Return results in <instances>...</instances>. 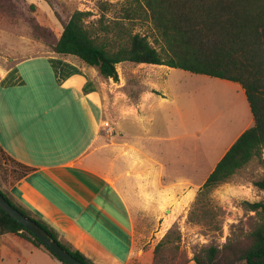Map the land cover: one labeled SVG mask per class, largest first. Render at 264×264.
Instances as JSON below:
<instances>
[{
  "label": "rangeland",
  "instance_id": "obj_1",
  "mask_svg": "<svg viewBox=\"0 0 264 264\" xmlns=\"http://www.w3.org/2000/svg\"><path fill=\"white\" fill-rule=\"evenodd\" d=\"M135 8L139 11L133 0H0V27H3L0 29V62H4L5 55L20 59L49 51L62 26L76 10L89 12L87 21L96 28H99V18L104 24L120 20L132 33L145 37L153 48L163 53L164 42L144 13L131 21L124 19L125 11ZM68 58L82 64L75 57ZM153 66L156 65L121 63L116 66L118 81L101 79V91L109 102V111L114 113L110 126L103 124L102 132L109 129L111 133L113 127V139H118V134L122 133L126 141L164 165L165 179L175 183L176 192L189 189L191 200L182 206L169 204L161 211V219H169L168 228H163L161 223L148 227L145 222L144 242L147 245L143 249L153 250L167 235L170 244L163 256L168 264H194L193 256L204 248L223 249L226 244L243 246L248 242L258 219L246 209L244 202L263 200L264 192L252 183L262 177L264 168L256 159L252 160L228 182L214 188L204 200L201 198V204L194 208L198 188L246 126L251 114L246 99L242 98L234 83L180 69ZM20 68L52 66L44 56L24 63ZM149 82H153L158 96L139 115H122L117 120L118 113L130 110L134 99L139 98ZM90 106L99 124L102 120L100 110L92 102ZM108 150L110 152L111 148ZM6 166L10 171L15 170L14 166ZM12 180L13 177H8L7 183ZM200 207L201 212L196 211ZM192 210L196 211L198 218L195 215L189 218ZM81 249L95 264L124 263L121 248L114 250L99 244L98 247L81 244ZM41 258L48 257L39 250L29 254L28 248L16 236H0V264H43ZM152 260L151 254H145L141 262L134 259L130 264H152Z\"/></svg>",
  "mask_w": 264,
  "mask_h": 264
},
{
  "label": "crops",
  "instance_id": "obj_2",
  "mask_svg": "<svg viewBox=\"0 0 264 264\" xmlns=\"http://www.w3.org/2000/svg\"><path fill=\"white\" fill-rule=\"evenodd\" d=\"M44 56L52 68H20ZM101 79L94 68L50 50L20 59L5 55L4 62H0V147L32 171L2 188L15 203L56 230L62 242L81 250L92 263L81 244L121 248L123 264L134 259L141 262L145 254L153 258L151 248L143 249L147 245L145 222L148 227L161 223L168 228L169 219H161V211L172 203L182 206L192 197L188 188L176 192L175 183L165 179L164 165L126 141L122 133L115 140L113 127L111 133L109 129L102 132L103 124L110 126L114 113L109 111V102L101 91ZM152 83L146 84L130 110L118 113L117 120L122 115L143 112L158 96ZM234 84L246 99L242 87ZM91 102L102 115L99 124ZM252 125L251 114L217 163ZM16 238L29 254L35 250L43 252ZM43 253L48 257L41 258L43 264H62Z\"/></svg>",
  "mask_w": 264,
  "mask_h": 264
},
{
  "label": "trees",
  "instance_id": "obj_3",
  "mask_svg": "<svg viewBox=\"0 0 264 264\" xmlns=\"http://www.w3.org/2000/svg\"><path fill=\"white\" fill-rule=\"evenodd\" d=\"M139 9L126 10L124 19L131 21L143 13L164 42L159 53L145 37L132 33L120 20L96 28L87 19L89 12L74 11L62 26L61 33L49 50L56 55L77 58L94 68L102 79L118 81L116 66L121 63L159 65L238 83L253 117L245 130L227 150L214 170L198 189L193 207L217 186L228 182L252 160L264 168V0H133ZM2 162L5 166H2ZM14 166L15 170H8ZM32 171L10 158L0 147V193L19 212L34 220L64 250L83 264H94L79 250L60 240L58 233L29 210L13 201L2 188ZM253 186L264 192V173ZM258 219L248 242L239 246L226 244L223 249L204 248L193 256L194 264H264V198L244 202ZM202 206V205H201ZM196 211L201 212V207ZM196 211L192 215L198 218ZM14 235L51 258L67 264L53 254L22 225L0 209V236ZM170 244L165 236L153 249L152 264H168L163 252Z\"/></svg>",
  "mask_w": 264,
  "mask_h": 264
},
{
  "label": "water",
  "instance_id": "obj_4",
  "mask_svg": "<svg viewBox=\"0 0 264 264\" xmlns=\"http://www.w3.org/2000/svg\"><path fill=\"white\" fill-rule=\"evenodd\" d=\"M0 209L11 219L22 225L27 231L33 234L43 245L53 254L61 258L67 264H83L64 250L55 240L49 238L47 232L39 226L34 220L26 217L16 208H14L0 193Z\"/></svg>",
  "mask_w": 264,
  "mask_h": 264
},
{
  "label": "bare ground",
  "instance_id": "obj_5",
  "mask_svg": "<svg viewBox=\"0 0 264 264\" xmlns=\"http://www.w3.org/2000/svg\"><path fill=\"white\" fill-rule=\"evenodd\" d=\"M153 67H158V68H160L158 65H156V66H153Z\"/></svg>",
  "mask_w": 264,
  "mask_h": 264
}]
</instances>
